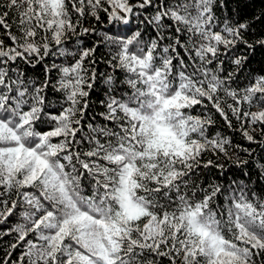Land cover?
Instances as JSON below:
<instances>
[{"label":"snow or ice","instance_id":"obj_1","mask_svg":"<svg viewBox=\"0 0 264 264\" xmlns=\"http://www.w3.org/2000/svg\"><path fill=\"white\" fill-rule=\"evenodd\" d=\"M0 0V264H264V9Z\"/></svg>","mask_w":264,"mask_h":264},{"label":"trees","instance_id":"obj_2","mask_svg":"<svg viewBox=\"0 0 264 264\" xmlns=\"http://www.w3.org/2000/svg\"><path fill=\"white\" fill-rule=\"evenodd\" d=\"M264 9V0H254L249 8V12H259Z\"/></svg>","mask_w":264,"mask_h":264}]
</instances>
